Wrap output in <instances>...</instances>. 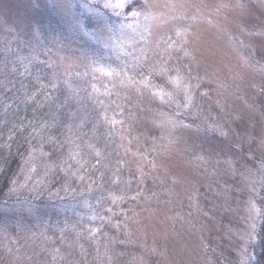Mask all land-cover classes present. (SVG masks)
Instances as JSON below:
<instances>
[{"label": "rangeland", "instance_id": "374dc122", "mask_svg": "<svg viewBox=\"0 0 264 264\" xmlns=\"http://www.w3.org/2000/svg\"><path fill=\"white\" fill-rule=\"evenodd\" d=\"M102 2L96 15L81 6L88 0H0V97L17 81L55 78L60 88L51 101L62 115H53L54 129L63 128L65 155L80 153L69 160L77 195L71 203L64 200L70 186L44 204L20 202L48 182L53 170L45 165L54 162L37 151L30 166L20 167L9 198H0V264H238L247 259L244 248L251 264H260L264 220L250 217L248 201L264 197V0H147L160 22L142 19L135 30H121L122 18ZM135 2L142 8L145 0ZM76 18L87 31L77 30ZM178 26L187 29L181 39L189 55L170 49L166 67L186 76L191 106L166 76L153 74L155 88L140 95L120 75L94 71L93 61L117 70L127 63L142 78L133 56L147 54L144 68L159 61ZM93 84L123 125L93 129L99 110L88 98ZM69 86L78 98L69 99ZM158 89L172 95L161 101L153 95ZM3 100L0 108H13ZM69 112L88 117L72 133L79 149L66 139ZM2 129L0 168L10 153ZM88 144L101 151L99 164ZM121 194L124 201L114 205L111 196Z\"/></svg>", "mask_w": 264, "mask_h": 264}, {"label": "snow or ice", "instance_id": "6c2138e0", "mask_svg": "<svg viewBox=\"0 0 264 264\" xmlns=\"http://www.w3.org/2000/svg\"><path fill=\"white\" fill-rule=\"evenodd\" d=\"M100 5H101V0H88V3H84L81 6L85 8L89 13L102 15L103 13L100 10ZM102 8L111 10L115 16L122 18V23L120 24L121 30H123L124 28H133V30H135V28L141 23L142 19L147 22H160L159 18L149 10L150 5L147 3V0H145V3L142 8H137L135 0H103ZM75 24L78 31H87L88 26L84 24L79 18H76ZM175 32L177 39L174 40L172 36H168L164 41L167 44V47L162 50V53L164 55H162L161 53H157V55L161 56V59L157 62H153L149 64L147 68L143 67L144 62L148 59L146 53L142 52L139 57L133 56L131 66L132 68H141L140 75L142 78L140 79L137 78L136 74L129 73L127 63H125L124 66L120 67L119 70H117L110 66L109 67L99 66V61H93L94 64L98 65L94 67V71L100 72L109 77H112L114 75H120L122 77V83H126L127 86L131 88H135L136 92H138L140 95H144L142 89H149L150 91H152L155 88V86L151 82V76L153 74L166 76L169 83H171L177 91H181L185 94V96L187 97V103L189 106H191V104L193 103V93L191 91V85L187 83L186 76L181 73V70L179 68H175V75H170L169 70L166 67L167 61L173 58L170 49H174L176 52H183L185 56L189 55V53L185 49V44L187 43V41L181 39L182 37L185 36L187 29L178 26ZM157 47H159V45ZM127 55H132V53H127ZM48 67H52V65L49 64ZM28 71H29V66L25 65V72ZM36 80L37 83H40L39 77H36ZM91 87H92V93L89 94L88 98L93 102V104H95L99 108V110L96 112V120L93 123V129L94 130L98 129L104 125H107L110 128H114L117 124L123 125L124 123L123 119L118 120L116 118V115L110 113L109 104H106L104 100L99 99L96 95L93 94L99 91L96 88V85L93 84ZM59 88H60L59 82L55 78H53L47 84L41 83L38 91L28 96V99L31 101H35L37 95L43 94L45 101L54 100L55 97L53 96V93L58 91ZM68 90L72 94L71 96H69V99L79 97V92L71 88V86H69ZM105 95H108V93L106 92ZM153 95L159 97L161 101H164L165 97L166 96L170 97L172 93L165 92L163 89H158L153 92ZM65 103H67V100L65 101ZM116 107L117 109H119L120 105L117 104ZM112 111L115 112L116 110L114 109ZM118 114L123 116L122 112ZM68 120L70 122L65 125L66 132L68 133L66 139L69 140L71 143L76 144V140L72 138V133L76 129H82L85 126V122L88 120V117L78 116V112H69ZM56 123L57 122L55 120H53L50 123L44 122L41 126L42 130L54 128L56 127ZM212 127L214 131H219L220 135L224 137L228 136V132L224 131L222 128H218L215 125H213ZM20 130L21 131L23 130V126H20ZM14 135H15L14 132H10L8 135V141H12ZM45 139H47L48 143L51 144L56 143V138L53 136H41L40 144L31 147V153L24 161L26 166H30L32 164L34 154L37 151H39L41 155H47V153H44L43 150ZM77 139H79V137H77ZM5 147L10 148L11 144L10 143L6 144ZM88 147L92 149L94 155L97 157V164H99L101 162L100 158L102 157L101 151L97 149L94 144H88ZM76 148L79 149L78 144H76ZM79 155H80L79 151L70 149L68 160H76L77 156ZM68 160L61 161L60 163H50L45 165V167L48 170H55L56 168H61V164H62L66 168L70 169L71 164H69ZM77 163H80V161L77 160ZM95 167L96 165H93V168ZM61 170H64V168H61ZM30 171L35 172L36 171L35 167H30ZM140 171H141V176H143L144 175L143 170L141 169ZM262 171H264V166H262ZM77 178L81 181L85 179L83 175H80ZM115 182L119 183V180H116ZM92 183H95V181H92ZM131 183L132 181L129 180L128 184L130 185ZM260 184L261 187H264V176H262ZM91 187L92 184L90 183L88 185V188L91 189ZM12 191H15V188H13ZM251 191L255 193L256 188L253 186L251 188ZM137 195H140V193L137 192ZM128 198L135 200L137 196H130ZM124 199H125V195L123 194L111 196V200L114 205L124 201ZM106 211L112 213V208H107ZM248 211L250 217L254 221L256 219L264 220V197L261 198V202L259 204L256 202L254 198L250 197L248 201ZM116 227H119V225H116ZM250 227L252 229V232H250L248 235L249 242L255 239V236L253 234L255 231V223H253ZM99 231H100L99 228L95 230V232H99ZM242 255L247 257V259L238 261V264H251L253 257L248 253L247 248L242 249Z\"/></svg>", "mask_w": 264, "mask_h": 264}, {"label": "trees", "instance_id": "16d2710c", "mask_svg": "<svg viewBox=\"0 0 264 264\" xmlns=\"http://www.w3.org/2000/svg\"><path fill=\"white\" fill-rule=\"evenodd\" d=\"M8 87L11 90L5 91L0 99H4L3 102L7 106H12L13 108L8 110L0 108V117L3 119L2 122L0 121V128H6L2 129V133L14 132L15 135L12 141L7 140L8 136L5 139L7 142L6 144L10 143L11 147L9 148L10 153L7 154V157L1 161L0 198H9L8 190L12 180L15 178L16 174L21 171L20 167L25 168V163H19V158L25 159V157H28L31 153V147L40 144L41 136H53L56 138L55 144L48 143L47 139H45L43 148L44 153L49 154V156L52 155L51 160L54 163H60L61 161L68 160V154L65 155V151L67 149L64 148L66 143H61L60 137L61 130L64 132L63 128H60L61 126H59V129L57 130L54 129L55 127L42 130L41 127L44 122L50 123L54 120L53 115L55 112L62 115L61 111L55 110L57 105L51 100L45 101L44 96H41L42 99L40 97H36L35 101L28 99V96L36 93L40 88V85L36 83L35 80L28 79V81H17L16 84L11 86L9 85ZM64 123L65 121L62 123V127ZM20 126H23L22 131L20 130ZM69 164H71L70 169L61 164V168H64V170H61V168L53 170V172H51L53 175L50 179H48V182L44 184L41 190L33 193L31 196L23 197L20 202H37L44 204L47 202L48 195H56L61 191L64 193L67 186L71 187V176H69V173L74 166V161L69 162ZM73 191L74 190L71 187L67 192L70 195H66V198H64L65 201L68 202L69 200H74V198L77 197L76 194H73ZM52 196L53 195H51V197ZM262 234L264 238V230L262 231ZM260 264H264V253Z\"/></svg>", "mask_w": 264, "mask_h": 264}]
</instances>
